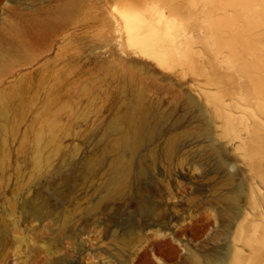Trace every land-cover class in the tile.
Masks as SVG:
<instances>
[{"label":"rangeland","instance_id":"obj_1","mask_svg":"<svg viewBox=\"0 0 264 264\" xmlns=\"http://www.w3.org/2000/svg\"><path fill=\"white\" fill-rule=\"evenodd\" d=\"M151 1L0 0V264L263 263L264 0Z\"/></svg>","mask_w":264,"mask_h":264},{"label":"bare ground","instance_id":"obj_2","mask_svg":"<svg viewBox=\"0 0 264 264\" xmlns=\"http://www.w3.org/2000/svg\"><path fill=\"white\" fill-rule=\"evenodd\" d=\"M140 1H142V0H140ZM151 0H149V2H150ZM153 1V0H152ZM151 1V2H152ZM155 1V0H154ZM159 1V0H158ZM158 1H156V2H158ZM174 2V0H170L169 2ZM236 2L238 3L239 2V0H236ZM148 3V2H147ZM143 4H144V1H143ZM149 4V3H148ZM148 4H147V6H148ZM158 4V3H157ZM264 9V5H257V6H254V7H252V6H244V7H241L240 8V11H239V13H238V15H236V16H231L226 22H225V24L226 25H228V26H231L232 27V29H233V31H232V36H233V44H230V46L232 47V49H233V55H234V57H238V53L241 51H243V50H246L250 45L244 40V39H242L241 38V33H242V30L245 28V26L243 27V26H239L238 25V23H237V17H240V16H242V17H245V18H247V17H250V16H252V15H254V14H256L258 11H260V10H263ZM215 10V5L212 3L211 5H210V8L208 9V11L211 13V12H213ZM176 16V15H175ZM174 17V16H173ZM128 20H129V26H130V28H131V31H132V35H133V37L136 39V42H140L139 44L141 45L142 44V47L144 48V50L146 51V52H148L149 54H152L156 59H158L160 62H162V63H165L167 60H169V52H168V50H164L163 48H165V47H163L162 45V47L160 46V41H159V39L157 40L156 38H155V40L152 38L153 36L152 35H154V32H158L159 31V29H158V31H156V29L154 28V27H151V28H148L146 25H144L143 24V22L139 19V18H136V17H130V18H128ZM162 20V19H161ZM160 20V21H161ZM176 20V19H175ZM165 21V20H164ZM174 21V20H173ZM214 22H217V21H214ZM174 23V22H173ZM160 24H161V22H160ZM162 24H163V22H162ZM167 26L169 25V24H167V23H165ZM175 24V23H174ZM221 22H217L215 25H217V26H221ZM166 25H164V26H166ZM172 25V24H171ZM171 25H169L168 27H169V29H171ZM166 26V31L168 30L167 27ZM174 27V26H173ZM159 28H160V26H159ZM164 28V27H163ZM165 29V28H164ZM175 29H173V31H174ZM154 31V32H153ZM161 31V30H160ZM160 31H159V33H157V34H161L160 33ZM164 32H165V30H164ZM167 32H169V30L167 31ZM147 33H149L150 34V36H147ZM172 33V32H171ZM144 34H145V36H144ZM164 34V33H163ZM162 34V35H163ZM167 36H168V39H169V35L168 34H166ZM165 35V38H163V39H166L167 38V36ZM173 35H174V32H173ZM155 36V35H154ZM157 36V35H156ZM155 36V37H156ZM163 37V36H162ZM161 37V38H162ZM172 37V35L170 36V38ZM175 37V36H174ZM158 38V37H157ZM173 38V37H172ZM134 39V40H135ZM133 40V39H132ZM133 40V41H134ZM161 40V39H160ZM171 40V39H170ZM157 41H159V43L157 42ZM162 41V40H161ZM168 41V40H167ZM135 42V41H134ZM163 42V41H162ZM165 42V41H164ZM159 44V45H158ZM137 45V44H136ZM139 45V46H140ZM167 49H169V48H167ZM171 50V49H170ZM172 53V52H171ZM173 54H175V53H173ZM174 56V55H173ZM169 57V58H168ZM172 58V57H171ZM170 58V59H171ZM260 68L263 70V72H264V62L263 63H261L260 64ZM263 80V79H262ZM261 80V81H262ZM259 93L262 95V100H261V106H262V108L264 109V81H262V83H261V85H260V89H259ZM260 150H264L261 146H260ZM238 203H237V200L236 201H233V208L235 209V210H238ZM250 221L251 220H247L246 221V225L244 226V228H243V230H244V235H242L241 237H242V239H241V242L245 245V246H249V247H251V245H252V241H253V238H252V236L256 233V232H260V231H258V229L252 224V223H250ZM261 240V243L262 244H264V236L260 239ZM236 261H238V263L240 262H242L243 261V258L241 257V256H238L237 258H236ZM262 264H264V261H263V263Z\"/></svg>","mask_w":264,"mask_h":264}]
</instances>
